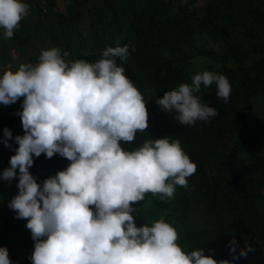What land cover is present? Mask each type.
I'll use <instances>...</instances> for the list:
<instances>
[{"label": "trees", "instance_id": "1", "mask_svg": "<svg viewBox=\"0 0 264 264\" xmlns=\"http://www.w3.org/2000/svg\"><path fill=\"white\" fill-rule=\"evenodd\" d=\"M28 1L33 9L13 37L5 40L0 29V66H7L10 47L20 56L17 67L38 62L42 50L52 47L66 52L68 61L95 62L106 47L128 45L129 55L117 64L141 91L150 127L122 147L132 150L167 135L197 165L189 187L176 186L174 198L146 193L133 205L140 226L163 218L177 230L184 251L203 248L217 260L232 259L233 238L241 245L247 239L255 251L235 264H264V0H208L204 6L197 0H69L67 11L58 0ZM205 70L229 80L230 98H219L215 83L201 85L196 95L218 114L181 125L176 113L162 111L155 100ZM22 100L0 104V173L18 147L14 137L23 135L17 114ZM4 127L12 131V148L2 143ZM33 159L30 172L38 183L70 163L59 154ZM17 183L18 176L11 182L0 178V246L12 264H32L27 221L8 207Z\"/></svg>", "mask_w": 264, "mask_h": 264}, {"label": "clouds", "instance_id": "2", "mask_svg": "<svg viewBox=\"0 0 264 264\" xmlns=\"http://www.w3.org/2000/svg\"><path fill=\"white\" fill-rule=\"evenodd\" d=\"M24 0H0V29L11 39L28 15ZM57 47L42 50L38 62L6 66L0 75V104L23 98L20 116L23 135L0 178L18 176V193L8 202L15 218L27 221L34 249L32 264H235L254 252L245 239L233 238L232 259H214L203 248L190 252L177 243L174 226L160 218L140 226L134 204L146 193L174 198L176 186L188 188L197 165L171 136L132 143L150 127L146 101L126 76L117 58L126 59L129 46H108L95 62L68 61ZM216 85V95L228 102L231 84L221 74L196 72L191 84L164 92L155 102L166 113H176L181 125L209 122L218 113L196 95L201 85ZM8 127L2 143L12 148ZM55 154L70 163L38 183L30 172L33 157ZM18 170V171H17ZM214 251V250H210ZM0 264H12L0 246Z\"/></svg>", "mask_w": 264, "mask_h": 264}, {"label": "rangeland", "instance_id": "3", "mask_svg": "<svg viewBox=\"0 0 264 264\" xmlns=\"http://www.w3.org/2000/svg\"><path fill=\"white\" fill-rule=\"evenodd\" d=\"M208 0H197V4L198 5H202L204 6L207 3ZM24 2H26L29 5V1L28 0H24ZM60 9L62 11H67V6L69 3V0H58ZM33 9L30 5H29V10ZM19 54L16 52V50L13 47H10L7 50V53L5 55L4 58V63H6L7 66H11L12 70H16V68H18V66L16 67V63L18 62L19 59ZM198 60L204 61V58H198ZM2 63V62H1ZM26 63V62H23ZM6 66H0V73L3 74V71L5 70Z\"/></svg>", "mask_w": 264, "mask_h": 264}]
</instances>
